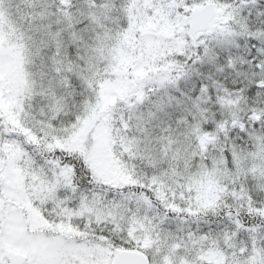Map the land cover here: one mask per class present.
I'll use <instances>...</instances> for the list:
<instances>
[{
    "label": "snow or ice",
    "instance_id": "snow-or-ice-1",
    "mask_svg": "<svg viewBox=\"0 0 264 264\" xmlns=\"http://www.w3.org/2000/svg\"><path fill=\"white\" fill-rule=\"evenodd\" d=\"M0 264H264V0H0Z\"/></svg>",
    "mask_w": 264,
    "mask_h": 264
}]
</instances>
